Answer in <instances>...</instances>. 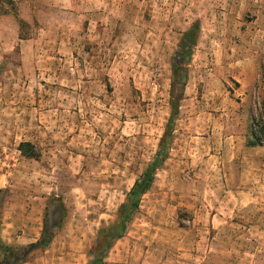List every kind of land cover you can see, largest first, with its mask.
Listing matches in <instances>:
<instances>
[{"label": "rangeland", "instance_id": "374dc122", "mask_svg": "<svg viewBox=\"0 0 264 264\" xmlns=\"http://www.w3.org/2000/svg\"><path fill=\"white\" fill-rule=\"evenodd\" d=\"M242 61L264 78V0H16L0 16V237L47 241L17 264H89L167 126L100 263L264 264V151L220 158Z\"/></svg>", "mask_w": 264, "mask_h": 264}, {"label": "trees", "instance_id": "16d2710c", "mask_svg": "<svg viewBox=\"0 0 264 264\" xmlns=\"http://www.w3.org/2000/svg\"><path fill=\"white\" fill-rule=\"evenodd\" d=\"M15 2L16 0H3L0 1V16L9 10H15ZM23 22L19 20V35L20 39L25 37L22 36L21 28ZM197 35L196 28L195 30H189L184 34V42L195 40ZM179 57H189L190 50L187 47L182 46L179 50ZM180 65L177 63L173 64V71L176 72ZM174 99V96H172ZM176 104V102H172V105ZM175 109V107H172ZM170 133V129L167 126L163 136L159 142V150L156 152L151 162L148 164L144 172L134 181L132 187L127 193L125 202L121 203L117 210L116 221L113 225L107 227L106 229H101L99 231L100 241L98 243V248L94 249V259L89 264H101L102 253L104 250L111 244V242L117 238H119L125 230V227L130 219L132 212L138 207L139 199L142 194H144L151 186L154 172L160 166V164L164 161L166 153L163 151L166 144L167 137ZM264 127L259 125L256 129H250V136L248 145H264ZM18 149L20 152L26 157H35L36 151L34 146L30 142H20L18 145ZM47 243L46 240L41 239L37 242L30 243L27 248L23 246L16 245H8L4 244L0 240V264H17L21 261L25 260L28 249L42 248Z\"/></svg>", "mask_w": 264, "mask_h": 264}, {"label": "crops", "instance_id": "0c3cea01", "mask_svg": "<svg viewBox=\"0 0 264 264\" xmlns=\"http://www.w3.org/2000/svg\"><path fill=\"white\" fill-rule=\"evenodd\" d=\"M70 5V4H69ZM69 5H65L68 6ZM64 7V4L62 5ZM70 10L68 9V12ZM242 64L240 67L242 70L239 71L237 80L239 81V86L236 89L238 92L239 99L236 101L237 106L240 108V113H237L236 119L238 123L236 125H230L225 129V141L224 146L227 148H232L231 157H226L223 155L220 157L222 160V165L225 166L228 159L231 158V162L233 164L240 165L241 153L251 154L250 157H245V160L248 161H256L257 163H263L258 157L255 155L256 152L264 151V145H248L247 135H248V124L249 120L258 115V103L260 102V97L264 94V78H260L257 72V65H253L252 72H245L243 68L246 67L245 64H250L247 61L240 62ZM262 79V80H261ZM262 95V96H260ZM239 115V117H238ZM240 119V120H239ZM240 122V123H239ZM240 152V153H239ZM244 171H242L243 173ZM244 174V173H243ZM12 237V236H11ZM13 238V237H12ZM9 239V238H8ZM0 240L6 244L3 239L0 237ZM9 245V244H8Z\"/></svg>", "mask_w": 264, "mask_h": 264}, {"label": "built area", "instance_id": "2783aa9c", "mask_svg": "<svg viewBox=\"0 0 264 264\" xmlns=\"http://www.w3.org/2000/svg\"><path fill=\"white\" fill-rule=\"evenodd\" d=\"M258 112L261 113V107H260V102L258 103ZM251 124H250V129L254 130L256 129V127H258L259 125H262L264 127V119L263 116H259V114L257 116H255L254 118L251 119ZM264 139V137H263Z\"/></svg>", "mask_w": 264, "mask_h": 264}]
</instances>
